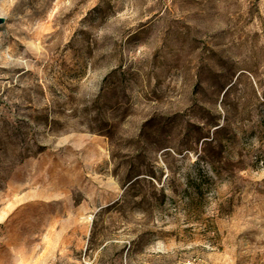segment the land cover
<instances>
[{
	"label": "rangeland",
	"instance_id": "1",
	"mask_svg": "<svg viewBox=\"0 0 264 264\" xmlns=\"http://www.w3.org/2000/svg\"><path fill=\"white\" fill-rule=\"evenodd\" d=\"M0 17V264H264V0Z\"/></svg>",
	"mask_w": 264,
	"mask_h": 264
},
{
	"label": "water",
	"instance_id": "2",
	"mask_svg": "<svg viewBox=\"0 0 264 264\" xmlns=\"http://www.w3.org/2000/svg\"><path fill=\"white\" fill-rule=\"evenodd\" d=\"M4 21V18L0 17V23H2Z\"/></svg>",
	"mask_w": 264,
	"mask_h": 264
}]
</instances>
